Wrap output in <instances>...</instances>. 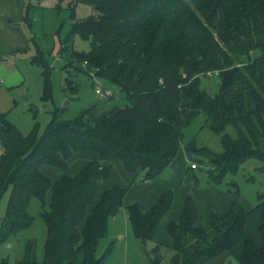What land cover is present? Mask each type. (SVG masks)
<instances>
[{"label": "trees", "instance_id": "16d2710c", "mask_svg": "<svg viewBox=\"0 0 264 264\" xmlns=\"http://www.w3.org/2000/svg\"><path fill=\"white\" fill-rule=\"evenodd\" d=\"M79 2L93 5L96 13L76 19L66 43L79 34L90 41V49H72L68 65L74 75L82 71L114 82L129 103L110 111L94 105L71 120L56 109L43 132L36 124L27 134L0 112V201L11 187L0 241L32 224L28 207L34 196L43 204L47 226L44 259L37 260L31 240L19 264H104L112 249L98 256L97 248L122 207L135 236L144 245L155 240L163 216L173 206L172 190L143 210L137 201L125 206L126 188L114 185L88 212L99 179L114 169L110 159L122 161L129 173L144 170L143 179L153 180L185 148L209 159L207 168L215 183L249 157L264 161V0ZM33 61L43 65L48 98L51 66L42 55ZM215 70L220 85L211 95L202 77ZM68 85L70 93L78 92L73 77ZM198 117L204 118L202 126L223 133L229 145L214 151L199 145L196 135L187 137L186 129ZM82 150L99 156L75 175L52 181L43 171L44 165L67 168ZM258 200L262 244L248 235L242 264H264V194ZM247 216V209L233 202L224 213L212 211L210 226L204 228L198 224L196 203L187 196L179 218L166 225L175 250L170 264H203L231 251L247 231ZM161 259L154 248L150 264H161Z\"/></svg>", "mask_w": 264, "mask_h": 264}, {"label": "rangeland", "instance_id": "374dc122", "mask_svg": "<svg viewBox=\"0 0 264 264\" xmlns=\"http://www.w3.org/2000/svg\"><path fill=\"white\" fill-rule=\"evenodd\" d=\"M22 3L23 9L20 5ZM19 9L23 12L21 17L17 16ZM95 13L93 5L76 3V0H22L21 2L20 0H9L8 2L0 0V55L3 53L0 59V79H3L0 82V112L6 113L8 119L24 134L29 133L36 124L43 132L56 109L62 110L63 118L71 120L84 109L94 105L111 110L112 107H124L129 103L125 92L114 82L99 75L90 76L82 71L74 75L73 68L68 65L72 49L78 51L90 49V41L83 39L79 34H75L70 42L66 43L74 21ZM4 19L15 30L22 32V35L19 36L14 31L9 32V29L4 27ZM15 45L19 47H14ZM38 55H42L51 66L48 98L44 97L43 65L33 61V58ZM88 70L93 74L92 69L88 68ZM71 77L74 79V85L78 87L76 94L70 93L69 90L68 80ZM219 85L220 78L216 75L202 77V86L211 95L219 91ZM97 89L110 90L115 99L109 100V95H101ZM203 123L204 118L198 117L186 129L187 137L196 135L199 145L207 146L214 151L223 150L225 144L223 133L217 134L209 127L202 126ZM2 151L0 138V153ZM186 151L188 152L186 156L177 154L173 163L159 176V188L174 192V202L170 212L175 213L177 207L182 210L185 198L191 196L198 207V224L201 226L205 224V227H209L211 212L222 210L220 204L222 196L225 194L234 196V199H237V202L246 207L248 211L247 232L231 251L226 250L203 264H242L240 256L246 236H252L257 245L262 244L260 233L262 210L255 207L259 201V194H264V161L257 157H249L240 163L235 172L227 171L222 181L215 183L207 168L210 165L209 159L200 153ZM98 156V153L94 151L82 150L73 155L67 168L44 165L43 171L52 181H55L65 174L75 175L88 161ZM108 161L114 169L108 177L99 179L97 191L93 202L88 206V212L91 211L94 202L98 200L102 192L114 185L126 188V200L137 201L143 206L147 205V196L145 197L143 188L133 186L135 182L144 180L145 171L129 173L122 161L118 159ZM182 162L189 166L197 163L199 167L189 168L190 170L186 166L182 167L185 173L189 171L188 178H184L181 174H177L176 170ZM192 174H195L193 183L188 181L194 179L191 177ZM186 183L189 184L186 185ZM207 187L222 194L213 195L212 190ZM10 193L11 187L0 201V228L6 214ZM50 194L51 189L47 194L48 202ZM43 209L41 200L38 197H32L28 211L34 217L33 222L29 227L22 228L0 241V264H19L31 240L35 244L37 260L44 259L47 226L42 214ZM125 210V207H122L111 218L108 235L101 239L98 245V256H102L109 247L112 249L104 264H150L149 258L153 256V249L156 247L162 257L161 264H170L175 250L166 240L169 238L166 228L163 229L162 235L160 232L155 240L144 245L135 236L131 225H127ZM119 231L124 233L125 239L118 236ZM127 242L129 258H127Z\"/></svg>", "mask_w": 264, "mask_h": 264}, {"label": "crops", "instance_id": "0c3cea01", "mask_svg": "<svg viewBox=\"0 0 264 264\" xmlns=\"http://www.w3.org/2000/svg\"><path fill=\"white\" fill-rule=\"evenodd\" d=\"M6 2H8L9 0H5ZM22 0H20V2H21ZM21 5V8L23 9V3L22 4H20ZM19 11V13H18V17H21L22 15H23V12H22V10H18ZM3 22L5 23V28H7V29H9V32H12V31H14V33H17L19 36H20V34L22 35V32H18L17 30H15L10 24H9V22L6 20V19H4L3 20ZM17 35V36H18ZM14 47H19V45H15ZM15 49V48H14ZM2 55V56H1ZM0 55V59H2V57H3V53ZM3 80V79H2ZM0 82H2V81H0ZM187 149H185V148H181L180 149V151H179V153H180V155L181 156H186L187 154L186 153H188L187 151H186ZM178 153V154H179ZM174 161V160H173ZM173 161L171 162V164L173 163ZM170 164V165H171ZM169 165V166H170ZM184 166H186V168L187 169H189V168H191V169H196V168H192L191 167V164H190V166L188 165V164H184L183 162H182V164H180L179 165V167H176V170H177V174H181V176H183L184 178H188V173H189V171L188 172H184V169L182 168V167H184ZM198 168V167H197ZM190 170V169H189ZM183 174V175H182ZM191 177H193L194 179H189L188 181L189 182H191V183H193V181H195V174H192V176ZM159 177H157V178H155V179H153V180H142V181H140V182H138V183H134L133 184V186H134V188H137V187H139V188H143L142 189V191L144 190V192H145V197L147 196V202H148V204L147 205H141V207H142V209L143 210H147V209H149L156 201H157V199L159 198V196L161 195V193L162 192H164V191H166L167 189H160L159 188ZM189 183H186V185H188ZM160 189V190H159ZM207 189H210V190H212V194L213 195H221L222 193H220L219 191H217V190H215V189H213V188H211V187H207ZM137 190H140V189H137ZM225 194V193H224ZM127 198H126V195H125V197H124V204H125V206H127V205H129V204H131V203H133L132 201H128V200H126ZM233 202H237V199H234V196H232V195H228V194H225V195H223L222 196V201H221V208H222V210L219 212V213H224V212H226L228 209H229V207L232 205V203ZM246 208V207H245ZM125 209H126V207H125ZM170 211H168L164 216H163V218H162V220H161V222H160V224H159V226H158V229H157V232H156V235H155V239H156V237H158V235H160V232H161V235H162V231H163V229L164 228H166V225H167V223L170 221V220H176V219H178L179 218V216H180V213H181V209L180 208H176V210H175V213H174V211L172 212V214H171V212L169 213ZM125 219H126V223H127V225H130V221H129V216H128V211H127V209L125 210ZM201 226V225H200ZM201 227H204V228H209V227H205V224L204 225H202ZM247 232V231H246ZM118 236L121 238V239H125L126 237H125V235H124V233H122V231H119V233H118ZM248 236V235H247ZM246 236V237H247ZM167 241H168V243L169 244H171L172 243V240H171V237L169 236V238L168 239H166ZM127 253H128V256H127V254H126V256H127V258H129V244H128V242H127ZM213 259V258H212ZM209 260H211V259H209ZM209 260H207V261H209ZM205 263V262H204Z\"/></svg>", "mask_w": 264, "mask_h": 264}, {"label": "built area", "instance_id": "2783aa9c", "mask_svg": "<svg viewBox=\"0 0 264 264\" xmlns=\"http://www.w3.org/2000/svg\"><path fill=\"white\" fill-rule=\"evenodd\" d=\"M218 73H219V71H217V70H215V71H208L207 72V75L208 76H217L218 75ZM0 81H2V79H0ZM97 92L99 93V94H101V95H105V96H107V95H111V91L110 90H106V91H103V90H101V89H97ZM199 165L197 164V163H192L191 164V167L192 168H197Z\"/></svg>", "mask_w": 264, "mask_h": 264}, {"label": "water", "instance_id": "95a60500", "mask_svg": "<svg viewBox=\"0 0 264 264\" xmlns=\"http://www.w3.org/2000/svg\"><path fill=\"white\" fill-rule=\"evenodd\" d=\"M25 97H27V96H25ZM113 99H115V97L112 96V95H110V96H109V100H113ZM108 111H110V110H108ZM225 144H226V145H229V144L227 143V141H225Z\"/></svg>", "mask_w": 264, "mask_h": 264}]
</instances>
